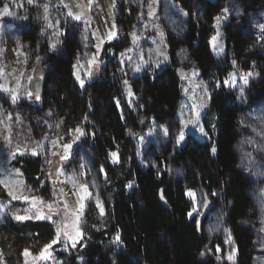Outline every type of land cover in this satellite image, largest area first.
Wrapping results in <instances>:
<instances>
[{"label":"trees","instance_id":"16d2710c","mask_svg":"<svg viewBox=\"0 0 264 264\" xmlns=\"http://www.w3.org/2000/svg\"><path fill=\"white\" fill-rule=\"evenodd\" d=\"M139 2L119 0L121 36L106 43V50L116 54L128 45V33L139 20ZM224 9L229 21L223 31L232 55L221 67L210 42ZM159 14L169 65L132 78L136 99L128 104L116 55L99 76L84 86L77 82L76 61H86L94 51L87 26L69 20L52 50V33L33 11L22 12L0 0L5 38L21 40L32 58L46 59L42 101L23 97L16 111L35 137L47 139V152L52 135H68L78 126L85 130L66 167L78 176L85 173L92 192L83 238L70 253L54 246V264H232L218 258L227 234L236 248L234 264H264V0H160ZM231 61L252 73L246 98L239 100L236 91L221 87L210 98L209 138L188 135L178 147L182 82L177 68L196 67L203 79L222 82ZM0 110L9 124L13 108L4 97ZM153 128L165 130L167 138L151 142L139 156L138 139ZM114 151L118 161L112 159ZM13 163L36 195L53 198L43 153H26ZM189 189L197 194L199 212L193 215ZM0 199L9 200L1 183ZM56 235L47 219L7 217L0 223V249L12 263L22 260L26 249L39 254Z\"/></svg>","mask_w":264,"mask_h":264},{"label":"rangeland","instance_id":"374dc122","mask_svg":"<svg viewBox=\"0 0 264 264\" xmlns=\"http://www.w3.org/2000/svg\"><path fill=\"white\" fill-rule=\"evenodd\" d=\"M2 1L22 12L33 11L36 21L52 33V50L61 41L65 24L69 20L89 28L94 40V51L86 61L80 58L74 65L77 82L81 85L83 81L81 86L99 76L100 70L106 65L108 59L116 55L124 75L126 102L131 104L136 99L131 79L143 72H154L169 65L167 34L159 14L160 0H140L138 23L128 33V45L116 54L114 49L106 50L104 46L106 43L120 39L121 36L116 22L119 0ZM70 11L73 13L72 16L68 15ZM77 15L80 19L74 18ZM218 19L219 23H217ZM228 21L229 13L227 9H224L216 18V33L210 42L212 52L221 67L227 65L223 59L227 56L230 58L232 55L228 50L223 31ZM44 57L32 58V54L24 48L21 40L8 41L0 21V97L6 98L13 108L9 116V124L5 122L0 110V183L9 196L7 202L0 199V223L4 222L7 217L18 221L47 219L54 224L57 231L55 240L49 244L51 247L46 246L39 254L26 249L22 260L16 258L11 263L0 249V264H54L56 262L54 246L58 245L60 251L67 253L76 249L83 238L85 211L92 198V192L85 180L86 174L78 176L66 170L72 159L74 147L85 135L84 128L78 126L68 135H52L47 141V152L44 143L47 139L42 142L35 137L30 125L16 111L18 102L23 97H26L29 102H34L30 84L35 77L44 76L43 63L46 60ZM231 65L232 69L228 71L222 82L214 77L209 80L203 79L200 70L196 67L177 68L182 82V99L177 112L181 125L176 137L178 147L185 145L188 135H194L201 140L209 138L206 120L210 98L221 87L225 86L228 90L236 91L239 100L246 98V90L252 73L238 70L234 61H231ZM233 74L235 79H233ZM245 76L248 79L247 84L244 83ZM181 134H183L182 140L180 139ZM166 138V131L159 128L146 132L138 139L139 156L151 142L166 140ZM67 145L71 147H66ZM26 153L35 156L43 153L46 157L47 180L51 184L53 195L51 200L46 201L36 195L21 170L14 167L15 159ZM112 159L118 161V152L112 153ZM54 165L58 167L56 174L53 173ZM187 195L194 203L191 215L197 214L199 210L196 192L189 189ZM97 205L103 213L102 203L98 202ZM18 216L27 218L17 219ZM224 243V251L218 248V252L222 251L224 254L218 255V258L234 264L236 248L229 234L226 235Z\"/></svg>","mask_w":264,"mask_h":264},{"label":"water","instance_id":"95a60500","mask_svg":"<svg viewBox=\"0 0 264 264\" xmlns=\"http://www.w3.org/2000/svg\"><path fill=\"white\" fill-rule=\"evenodd\" d=\"M45 77L43 75H39L35 77L30 84V90L33 94L34 102L40 103L42 101L43 87H44ZM39 97V99H37ZM57 165H54L53 173H57Z\"/></svg>","mask_w":264,"mask_h":264},{"label":"snow or ice","instance_id":"6c2138e0","mask_svg":"<svg viewBox=\"0 0 264 264\" xmlns=\"http://www.w3.org/2000/svg\"><path fill=\"white\" fill-rule=\"evenodd\" d=\"M29 2H31V0H29ZM5 13L6 14H11V13H8V10H7V8L5 9ZM68 15H70V16H72L73 15V13L70 11L69 13H68ZM75 19H80V16H75L74 17ZM217 23H219V19L217 20ZM49 26H51V25H49ZM214 40H215V38H214ZM77 79H79V77H77ZM233 79H235V76H234V74H233ZM244 83L245 84H247L248 83V79H247V76H245L244 77ZM81 85H83V81H81ZM37 99H39V97H37ZM201 131H203V129H201ZM180 139L182 140L183 139V134H181V136H180ZM66 147H71V145H67ZM213 151H215L214 149H213ZM113 155H115V154H113ZM131 185H129V187H130ZM14 199L16 198V197H13ZM101 211H102V209H101ZM189 215H191V213L189 214ZM25 218H27V217H17V219H25ZM49 219H51V217H49ZM70 238V237H69ZM117 240H119V237H117ZM49 247H51V245H49ZM229 259H231V257H229Z\"/></svg>","mask_w":264,"mask_h":264}]
</instances>
